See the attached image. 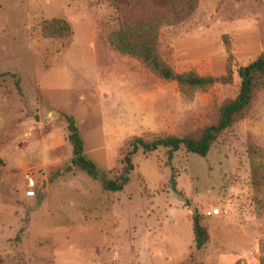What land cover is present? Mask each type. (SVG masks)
Masks as SVG:
<instances>
[{"label": "rangeland", "instance_id": "1", "mask_svg": "<svg viewBox=\"0 0 264 264\" xmlns=\"http://www.w3.org/2000/svg\"><path fill=\"white\" fill-rule=\"evenodd\" d=\"M114 16L108 0H0V264H264V85L204 157L131 153L132 139L180 137L236 95V68L264 52V0H198L159 29L175 73L231 72L190 95L108 46ZM50 18L69 38L41 37ZM64 117L94 177L73 165ZM193 216L208 234L198 252Z\"/></svg>", "mask_w": 264, "mask_h": 264}, {"label": "trees", "instance_id": "2", "mask_svg": "<svg viewBox=\"0 0 264 264\" xmlns=\"http://www.w3.org/2000/svg\"><path fill=\"white\" fill-rule=\"evenodd\" d=\"M114 11L115 29L106 35L108 46L117 53L135 59L145 70L164 82H174L186 95L205 91L214 85H230L231 72L226 67L223 75L199 76L192 71L175 73L161 58L157 49L158 31L164 26L177 25L191 16L198 0H108ZM41 37L50 40H64L71 35L69 25L58 18L42 20L38 25ZM236 77L239 85L236 95L223 100L215 109L211 120L188 133L177 136L155 137L144 141L134 138L131 153L139 147L143 152L158 148L167 149L168 157L179 148L187 153L204 157L217 138L233 124L243 120L248 113L253 96L264 85V52L259 53L250 63L237 67ZM66 140L71 148L73 165L88 176H95L91 162L82 156V142L73 120L64 117ZM257 153L253 148L248 151L249 160ZM128 169V168H127ZM122 178V181H125ZM109 190L117 191L120 186L109 184ZM192 247L194 252L202 249L208 240L207 230L200 225L195 216L191 219ZM261 263H264L260 259Z\"/></svg>", "mask_w": 264, "mask_h": 264}, {"label": "built area", "instance_id": "3", "mask_svg": "<svg viewBox=\"0 0 264 264\" xmlns=\"http://www.w3.org/2000/svg\"><path fill=\"white\" fill-rule=\"evenodd\" d=\"M28 185L30 187H32V181L31 180L28 181ZM217 214H218V210L217 209H214V210H212L210 212H207V215H217Z\"/></svg>", "mask_w": 264, "mask_h": 264}, {"label": "water", "instance_id": "4", "mask_svg": "<svg viewBox=\"0 0 264 264\" xmlns=\"http://www.w3.org/2000/svg\"><path fill=\"white\" fill-rule=\"evenodd\" d=\"M125 162H127V159H125ZM67 169H68V168H66V170H67ZM107 187H108L107 182H103V188H104V189H107ZM39 190H40V191L42 190V186H40Z\"/></svg>", "mask_w": 264, "mask_h": 264}]
</instances>
